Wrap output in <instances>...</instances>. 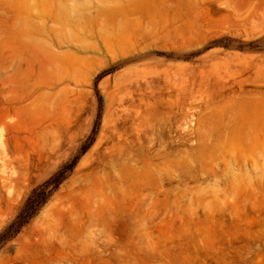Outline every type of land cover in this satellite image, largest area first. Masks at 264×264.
Segmentation results:
<instances>
[{
    "label": "rangeland",
    "instance_id": "1",
    "mask_svg": "<svg viewBox=\"0 0 264 264\" xmlns=\"http://www.w3.org/2000/svg\"><path fill=\"white\" fill-rule=\"evenodd\" d=\"M0 264H264V0H0Z\"/></svg>",
    "mask_w": 264,
    "mask_h": 264
},
{
    "label": "trees",
    "instance_id": "2",
    "mask_svg": "<svg viewBox=\"0 0 264 264\" xmlns=\"http://www.w3.org/2000/svg\"><path fill=\"white\" fill-rule=\"evenodd\" d=\"M70 165L62 166L44 183L35 187L25 199L21 209L8 224L2 233H0V240L9 238L16 234L19 229L37 212L42 204L47 200L51 192L58 186L61 179L64 177L65 171Z\"/></svg>",
    "mask_w": 264,
    "mask_h": 264
},
{
    "label": "bare ground",
    "instance_id": "3",
    "mask_svg": "<svg viewBox=\"0 0 264 264\" xmlns=\"http://www.w3.org/2000/svg\"><path fill=\"white\" fill-rule=\"evenodd\" d=\"M1 140H2V139H1V137H0V144H1Z\"/></svg>",
    "mask_w": 264,
    "mask_h": 264
}]
</instances>
